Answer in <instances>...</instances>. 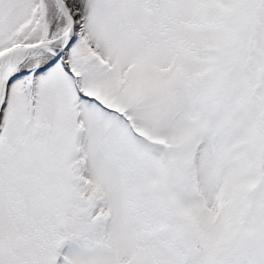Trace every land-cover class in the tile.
<instances>
[{
	"label": "snow or ice",
	"instance_id": "obj_1",
	"mask_svg": "<svg viewBox=\"0 0 264 264\" xmlns=\"http://www.w3.org/2000/svg\"><path fill=\"white\" fill-rule=\"evenodd\" d=\"M0 264H264V0H0Z\"/></svg>",
	"mask_w": 264,
	"mask_h": 264
}]
</instances>
